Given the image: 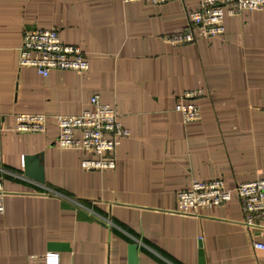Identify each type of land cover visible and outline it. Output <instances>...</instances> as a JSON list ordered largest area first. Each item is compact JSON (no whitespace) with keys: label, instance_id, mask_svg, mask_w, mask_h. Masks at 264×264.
Returning <instances> with one entry per match:
<instances>
[{"label":"crops","instance_id":"1","mask_svg":"<svg viewBox=\"0 0 264 264\" xmlns=\"http://www.w3.org/2000/svg\"><path fill=\"white\" fill-rule=\"evenodd\" d=\"M200 1L0 0V264H45L51 253L59 264H129L131 244L138 264H199L201 248L205 264H264L236 194L177 211L194 180L264 177V9L226 15L222 35L169 43ZM35 29H57L89 70L21 67L23 34ZM195 89L202 115L185 122L175 108ZM95 94L130 131L110 169L84 168L93 154L57 144L55 117L91 109ZM23 113L46 114V131H15ZM26 156L44 183L25 174Z\"/></svg>","mask_w":264,"mask_h":264},{"label":"built area","instance_id":"2","mask_svg":"<svg viewBox=\"0 0 264 264\" xmlns=\"http://www.w3.org/2000/svg\"><path fill=\"white\" fill-rule=\"evenodd\" d=\"M148 1L163 4L174 0H126ZM264 9V0H201L197 10L188 13V25L179 33L165 39L171 44L196 42L198 38L215 37L225 31L226 15H238L243 11ZM19 65L34 68L41 76L47 77L52 70L84 73L89 62L78 45L64 43L57 29H35L23 34L20 47ZM200 89L185 91L175 110L185 122L197 121L202 112L198 100ZM91 109L79 115H57V144L65 149H79L93 158L83 160L87 169H110L116 166L115 151L122 138L130 134L129 129L119 121L116 109L104 103L98 94L91 98ZM46 114H18L15 131L19 133H43L48 122ZM0 130L2 124L0 122ZM77 133L80 135L77 136ZM239 197L244 223L249 231L257 232L262 239L253 241V248L264 252V177L232 187L223 179L210 181L194 180L191 187L177 193V211L195 214L198 210L220 207L233 198ZM7 192L0 180V215L5 212ZM45 264H59V254H48Z\"/></svg>","mask_w":264,"mask_h":264},{"label":"water","instance_id":"3","mask_svg":"<svg viewBox=\"0 0 264 264\" xmlns=\"http://www.w3.org/2000/svg\"><path fill=\"white\" fill-rule=\"evenodd\" d=\"M35 161H36V157H32V156L25 157V174L28 177L40 183H44L45 182L44 172L41 168L33 167L34 164L36 163ZM66 247L67 245L63 243H53V245H51L52 250H58L60 248L65 249ZM137 250H138L137 244H131L129 246V264H138ZM199 264H205V255L202 248L199 251Z\"/></svg>","mask_w":264,"mask_h":264},{"label":"trees","instance_id":"4","mask_svg":"<svg viewBox=\"0 0 264 264\" xmlns=\"http://www.w3.org/2000/svg\"><path fill=\"white\" fill-rule=\"evenodd\" d=\"M184 30V29H183ZM192 43H194V42H192ZM187 44H191V43H187Z\"/></svg>","mask_w":264,"mask_h":264}]
</instances>
